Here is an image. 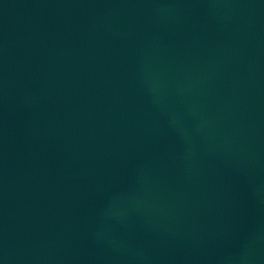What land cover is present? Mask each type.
Returning <instances> with one entry per match:
<instances>
[{"label": "water", "instance_id": "1", "mask_svg": "<svg viewBox=\"0 0 264 264\" xmlns=\"http://www.w3.org/2000/svg\"><path fill=\"white\" fill-rule=\"evenodd\" d=\"M0 264H264V0H0Z\"/></svg>", "mask_w": 264, "mask_h": 264}]
</instances>
